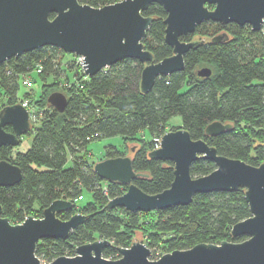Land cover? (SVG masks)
<instances>
[{"label": "trees", "instance_id": "1", "mask_svg": "<svg viewBox=\"0 0 264 264\" xmlns=\"http://www.w3.org/2000/svg\"><path fill=\"white\" fill-rule=\"evenodd\" d=\"M116 1L82 0L95 7ZM143 14L154 18L143 39L145 47L156 61L172 55L173 47L165 41L164 7L152 3ZM221 31H226L229 39L212 42L211 38ZM196 35L204 42L185 54L184 70L158 77L147 93L140 87L145 64L137 59L121 60L89 76L83 88L73 82L85 76L75 65L74 55L73 62L64 68L58 54H68L57 47L45 46L0 64V109L20 99L21 75L35 70L39 63L43 66L38 72L43 80L41 93L34 96L28 90L23 96H34L32 100L42 112L29 132L33 134L31 146L25 151L18 150V146L0 147V160H9L23 171L19 183L0 186L2 215L12 223H20L29 215L42 217L44 209L58 198L74 201L73 209L59 213L60 218L68 219L78 210L87 215L68 239L39 240L36 254L40 258L52 261L60 255H75L78 245L98 238L113 243L103 255L118 258V248L130 246L137 230L143 233L148 247L158 245L165 251L187 249L200 242L219 244L247 238L231 233L235 223L251 215L245 188L198 193L188 205L150 212L109 208L108 201L123 194L128 186L102 179L94 170L96 161L88 157V143L102 136L122 138L121 147H106L105 157L128 155V144L134 142V169L148 176L133 182L150 194L170 187L174 179L172 161L149 156L154 149L153 137L168 130L183 127L192 138L205 139L216 147L219 154L252 165L264 161V27L253 31L249 24L210 20L197 25L196 31L182 36V40H195ZM204 63L212 68L209 77L197 74ZM62 71L67 76L61 88L68 97V106L59 112L48 102V96L61 89L58 81ZM174 115H180L182 122L169 128ZM216 120L231 122L233 127L216 136L207 135L206 126ZM6 130L12 131V127L6 126ZM215 168L213 161L200 157L193 162L191 173L202 176ZM103 182H107L106 190ZM84 191L92 195L79 206L75 198Z\"/></svg>", "mask_w": 264, "mask_h": 264}, {"label": "water", "instance_id": "2", "mask_svg": "<svg viewBox=\"0 0 264 264\" xmlns=\"http://www.w3.org/2000/svg\"><path fill=\"white\" fill-rule=\"evenodd\" d=\"M152 3L161 4L167 12L165 41L173 47V54L159 61L143 42L154 20L143 11ZM210 20L249 24L253 31H260L264 25V0H119L100 7L82 0H0V64L45 46L84 56L82 65L88 76L121 60L137 59L145 64L140 87L147 93L158 77L184 70L185 54L204 40L187 41L182 36L193 34L197 25ZM228 39L229 34L222 32L211 41L220 43ZM197 74L209 77L212 69L205 66ZM48 102L64 112L68 97L55 90L49 94ZM6 126H11L12 131L6 130ZM232 127L231 122L216 120L206 126L205 133L216 136ZM31 130L29 112L21 102L0 109V147L18 146L22 136ZM149 156L174 163L170 187L155 194L133 182L148 174L134 169L131 156L106 157L95 162L94 170L102 179L128 186L123 194L108 201L109 208L163 210L188 205L198 193L233 192L243 187L251 215L235 223L231 233L247 238L219 244L200 242L187 249L166 252L158 259L150 258L151 250L141 240L119 247L120 257L107 258L104 249L113 243L98 238L78 245L75 255H60L43 263L36 254L39 240L68 239L87 215L77 212L68 219L60 218L59 213L73 209L74 201L58 198L44 209L42 217L29 215L20 223H12L2 215L0 204V264H264V161L252 165L219 154L216 147L205 139L192 138L183 127L165 132L160 147L149 151ZM200 157L213 161L216 168L206 175L193 176L191 166ZM22 178L19 165L0 160V186L15 185Z\"/></svg>", "mask_w": 264, "mask_h": 264}, {"label": "rangeland", "instance_id": "3", "mask_svg": "<svg viewBox=\"0 0 264 264\" xmlns=\"http://www.w3.org/2000/svg\"><path fill=\"white\" fill-rule=\"evenodd\" d=\"M222 32V31H221ZM226 32V31H224ZM193 39H200L199 35H196L193 37ZM68 55H64L62 52H59V56H58V61L61 63V65L65 68L67 67V63L70 65L73 61V57H71L72 55H74L73 53H67ZM210 67L209 64H201L199 66V68H202V67ZM211 68V67H210ZM212 69V68H211ZM31 74V77L33 78V81H34V84H33V87L31 88H28L26 87L23 82H22V79H21V87H20V90H19V97L20 99L18 100V102H21V97L24 96V93L28 90L32 91V93H34L33 95L34 96H37L41 93L42 91V85H43V80L42 78L40 77V75L38 74V71L35 69V70H32L30 72ZM61 78H59V81H58V85L60 86V88L63 86L62 82L64 80V83L67 78L66 76V73L65 72H61L60 74ZM63 78V79H62ZM60 91L63 89H59ZM65 93V92H64ZM34 96H31L30 98L33 99ZM34 103V102H33ZM33 108L37 109L38 110V107L37 105H33ZM182 122V118L180 115H174L170 118L169 120V128L172 126V125H178V124H181ZM36 123L33 122L32 120V130L34 128V125ZM172 124V125H171ZM32 140H33V134L32 133H28V134H25L22 136V142L21 144L18 145V150H21V151H25L27 150L30 146H31V143H32ZM121 143H122V138L120 135H114V136H102L100 138H96L92 141H90L87 145V149H88V157L90 160L92 161H98V160H101V159H104L106 158L105 157V152H106V147L109 146V145H115V146H118V147H121ZM263 143H264V140H263ZM136 148V144L134 142H131L128 144V156H132L133 154V151L135 150ZM71 158H69V161H68V164H71ZM103 187H107V182H103L102 184ZM91 193L87 192V191H84L83 192V199L82 200H79L78 202V205L81 206L83 204H85L88 200H90L91 198ZM77 212H80L79 210L76 211ZM135 240H141L142 242H144V235L141 231L137 230L134 237H133V242ZM145 243V242H144ZM150 250H151V253H150V258L151 259H158L162 254L166 253V252H169V251H165L163 250V248H161L160 246H153V247H149ZM70 250H67L66 252L69 253ZM75 254H76V251H75ZM121 256V255H120ZM119 256V257H120ZM41 261L43 263H48L44 258H40Z\"/></svg>", "mask_w": 264, "mask_h": 264}, {"label": "built area", "instance_id": "4", "mask_svg": "<svg viewBox=\"0 0 264 264\" xmlns=\"http://www.w3.org/2000/svg\"><path fill=\"white\" fill-rule=\"evenodd\" d=\"M264 27V25H263ZM84 56L82 55H76L74 54V63L76 66L80 67L81 71L85 73L84 67L82 65V58ZM38 72L42 71L43 66L41 63H39L36 68H35ZM31 71H28L26 73H23L20 77V79H22L23 84L28 87L31 88L33 87L34 81L33 78L31 77L30 74ZM88 75L85 73V76L83 79H75L74 78V84L79 87V88H83L84 87V82L88 79ZM21 103L27 108L28 112H29V116H30V121L32 123L33 122H38L40 120V116L42 115V112H40L39 110L33 108V100L30 97H22L21 98ZM163 135H156L153 137L154 140V149L160 147L161 145V139H162ZM108 182V181H107ZM107 187H104V189L106 190ZM83 199V195L79 196L78 198H75V202H78L79 200ZM48 263L50 261H47Z\"/></svg>", "mask_w": 264, "mask_h": 264}]
</instances>
